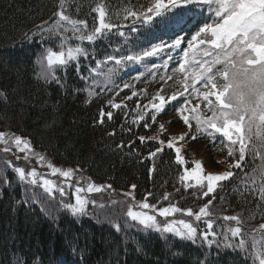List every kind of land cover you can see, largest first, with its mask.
<instances>
[{"label": "trees", "instance_id": "16d2710c", "mask_svg": "<svg viewBox=\"0 0 264 264\" xmlns=\"http://www.w3.org/2000/svg\"><path fill=\"white\" fill-rule=\"evenodd\" d=\"M150 3L151 0H66V13L72 19L85 20L89 30L94 23L98 26V13L93 11L98 4L105 6L107 16L118 26V30L114 28L89 42L81 41L70 25H64L59 34L51 38L46 32L41 35L36 31L37 26L45 22L50 25L56 22L58 18L54 13L60 10L59 0H0V127L28 138L36 149L56 162L66 167H80L94 180L109 182L116 190L124 191L136 185L135 195L139 200L147 197L152 202L164 201L163 194L179 186L180 191L171 199L181 208L198 211L210 196L203 197L197 189H182L179 176L183 168L175 163L174 151L165 148L150 159L149 147L141 144L138 136L158 135L167 143L175 135L177 139L184 135L181 143L188 168L192 167V148L202 147L216 168L220 167L214 159L217 155L221 156L223 164L232 165L238 160V150L229 157L228 142L217 138L219 134L210 137L206 132H197L192 119L191 127L183 123L176 109L184 104L185 97L170 101L164 111L156 114L155 122L150 119L153 110L143 107L161 89L166 97L183 90L176 82L179 73L166 82L160 76L172 75L191 35L204 23L216 21L212 8L215 6L201 4L177 16L167 15V23L154 18V23H136L135 28L131 19L127 22L121 19L125 8L143 6L146 9ZM177 19L180 20L178 25ZM121 32L125 35L121 36ZM177 35L182 40L181 48L145 58L140 64L121 66L112 77L115 90L112 83L93 71L97 64L113 67L107 60L110 55L119 58L121 54L142 52L161 42L169 44ZM77 46L85 48L88 55L70 61L66 67L48 69L51 75L47 78L41 76L39 62L45 50L65 52ZM169 56L173 59L167 68L157 70L153 79L149 74L151 66L163 65ZM141 73L140 80L134 79ZM124 83L131 88L116 95ZM132 91L137 92V96L129 100L127 97ZM110 99L121 104L123 112L110 108ZM137 104L141 107L137 108ZM196 104H200L202 114L211 115L204 101H192L188 109ZM188 109L183 114L191 117L193 114ZM101 110L112 111L113 119L105 116V122L100 123ZM140 111L148 112L147 120L152 127L145 129L136 124L130 131L125 125L131 126ZM255 140L254 135L247 147L251 148ZM133 141L135 144L129 148ZM119 145L125 146L120 148ZM261 154L264 149L256 153L246 150L241 168H232L233 177L213 194L215 200L211 206L217 234L240 226L244 235L234 239L243 238L254 248L246 251L208 248L199 239L195 243L181 240L171 233L145 230L133 222L129 227L120 225V230L116 231L109 220L100 219L98 214L76 219L65 212L47 213L41 210L35 193L8 171L7 176L13 183L0 187V264H253L250 253L264 250V232L259 229V225L264 224V202L258 199L256 192L264 183ZM149 192L153 196H147ZM227 215L240 217L241 223L223 220ZM204 228L200 223L199 231L203 232Z\"/></svg>", "mask_w": 264, "mask_h": 264}, {"label": "snow or ice", "instance_id": "6c2138e0", "mask_svg": "<svg viewBox=\"0 0 264 264\" xmlns=\"http://www.w3.org/2000/svg\"><path fill=\"white\" fill-rule=\"evenodd\" d=\"M205 4L209 7L215 6L214 15L216 21L214 23H204L203 26L198 28L195 34L191 35L187 42V48L182 49L183 55L177 68L172 69V75L167 73L160 76L162 81L172 80L176 78L177 73L183 74V79L176 78V82L182 87V91L172 93L166 97L163 89L157 91L149 104L144 105V109L150 108L152 111L151 121L157 120L158 113L165 110L166 105L170 101H177V97H186L184 104L179 109H176L180 114L185 125H190V119L195 121L197 132H206L208 136L219 134L217 138L226 140L228 142V154L232 157L237 150L234 146L239 144V157L234 165H229V168L235 167L241 168V161L245 160L246 150L251 153H256L259 149H264V146L252 145L251 148L247 147V142L253 140L255 137L264 135V96L260 97L257 101V107L260 109L258 120L259 124L255 128L248 126L246 116L239 118H233L231 113L227 109L231 108V105L226 103L225 97L228 94V88L230 86L221 87V81H226L228 78L227 67L233 62V58L237 55H241L245 58V62L249 65H261L264 64V0H151V3L145 9L141 6L139 9L136 6L127 7L124 10V15L121 17L124 22L129 19L133 21L132 27L135 28L136 23L152 24L155 22L154 18H160L162 23H167L165 19L167 15L177 16L178 13L192 11L195 7ZM60 10L54 13V16L58 19L51 25L49 22H45L42 25L37 26L36 31L41 33H48L49 38L53 35H58L59 31L64 28V25H70L71 30L77 34L78 38L83 41L87 40L93 42L98 38L103 37L107 32H111L114 28L118 30V26L111 22V19L106 14L105 6L97 5L93 11L98 13V26H95L89 30L87 22L85 20L72 19L70 15L66 13V0H59ZM175 23L180 24V20L177 19ZM199 23V22H198ZM183 31V28L180 29ZM121 36L125 34L119 33ZM182 40L177 35L171 43L165 44L161 42L159 44L152 45L150 49L143 50L134 54H121L119 58L115 55L107 57L109 62H112L113 67H108L106 63L97 64L93 70L97 76H102L105 81L113 84L114 90L116 86L112 77L115 75L118 69L125 64H140L145 61V58L153 56H159L162 52H170L172 49L181 48ZM202 46V47H201ZM63 47V44L61 45ZM88 52L83 47H74L68 49L67 53L63 51H54L48 49L46 52V69L45 76L51 75L48 69L53 66L66 67L70 61H75L79 57L87 56ZM173 57L169 56L168 60L164 61L163 65L151 66L149 74L155 79V73L161 67L167 68L169 61ZM143 73L137 75L134 79L140 80ZM96 77L94 76L93 79ZM58 84L60 80L52 76ZM199 85V86H198ZM201 87L206 89L201 91ZM131 85L124 83L122 87L116 91V95L120 94L123 89H129ZM189 89L191 92L189 93ZM146 94V93H142ZM91 96V91L89 92ZM137 96V92L132 91L131 96L127 99L131 100ZM191 97H195L198 100L205 102L207 111L211 113L210 116L202 114L200 104H196L188 109V105L191 103ZM158 101V102H153ZM108 104L112 109H119L123 112L121 104L115 103L113 100H109ZM140 108V104L136 105ZM172 107H175L172 105ZM188 109L193 114L184 115L185 110ZM105 116L108 120L113 119V112L101 110L99 113V122H105ZM148 112L140 111L137 113V120L133 121L131 126L125 125L131 128L136 124H140L145 129H150L152 124L147 120ZM160 129H164V125H160ZM255 129V132H253ZM136 133L133 132V135ZM115 135V133H110ZM185 137L181 135L180 140ZM176 137L165 142V139H160L159 136H143L139 135L138 140L145 147H149L148 157L155 158L158 154L168 150L175 152V163L178 166L186 164L184 157L181 155V148L175 147L173 141ZM0 142L4 143L3 152L4 156H0V165H3V171H0V187L5 185L11 186L13 181L7 176V172L11 171L20 183H25L29 186H42L46 195L51 198H55L56 194H59L62 198L66 194V188L56 181L46 178L44 173H38L35 167H29L27 161L31 157L25 155H16L14 160L5 159L13 153L12 144L16 149H19L21 153L31 152V146L28 141L22 139L20 136H13L11 140L6 139L3 134H0ZM148 142H153L151 145ZM135 144L133 141L128 145L131 148ZM159 146H156V145ZM125 145H119L123 148ZM37 156V163L43 164L45 157L43 155L35 154ZM264 161V154L260 156ZM47 168L50 169L52 176H59L65 181L71 180L76 175L78 170L67 168L66 170L61 167H56L52 163H47ZM201 163L196 162L195 166L191 170H184L183 174L179 176L181 182L188 180H195L197 190L203 197H209L214 192L217 183L233 177L232 170L225 171L222 174H200ZM151 171V169H150ZM255 172V170H254ZM38 177H45L38 180ZM79 179H84L80 176ZM261 180L264 181V165L261 167ZM206 182V184H205ZM68 187H72L69 183ZM184 189L194 187L190 183L183 184ZM106 189H111V185L103 186L97 185L94 182L88 181L85 185H80L77 182L75 186L74 197L63 204V207L68 210L73 216L86 215L87 207L89 203H95L90 199L87 194L101 193ZM132 191L124 193V196L134 201V191L136 185H131ZM180 191V189H177ZM258 199L264 202V183H262L258 189H256ZM147 196H153L151 192L147 193ZM163 200L169 201L170 195L163 194ZM215 196L207 199L203 206H200L198 211H194L193 208H181L175 204L169 203L168 206H158L149 203L147 197L139 203V208L148 211H134L132 207L127 210V217L131 221L138 222L144 229H154L157 232L174 234L181 240H187L195 243L198 239L203 245L208 248H224L232 250L246 251L248 248H254V245L246 244V241L241 238L235 240L234 238L242 237L241 227H229L226 232L217 234L214 228L213 213L211 212V206ZM74 201V202H73ZM103 206V205H101ZM152 214H149V213ZM180 213L182 217L179 219L168 220L169 217H173L175 214ZM158 217L165 218L163 224ZM226 221H235L237 225L241 223V218L236 215H227L222 217ZM200 223L205 225L203 232L199 231ZM259 229L264 232V224L259 225ZM115 230H120V225H115ZM253 264H264V250L259 252L250 253Z\"/></svg>", "mask_w": 264, "mask_h": 264}, {"label": "rangeland", "instance_id": "374dc122", "mask_svg": "<svg viewBox=\"0 0 264 264\" xmlns=\"http://www.w3.org/2000/svg\"><path fill=\"white\" fill-rule=\"evenodd\" d=\"M208 6V5H207ZM215 9V7H212ZM202 47V46H201ZM44 57L40 60L39 62V71L41 76H45V69H46V64H47V59H46V52L43 54ZM54 67V66H53ZM178 79H183V74L179 73ZM199 86V85H198ZM206 89H203L201 87V91H205ZM191 92V89H189V93ZM188 96V94L185 95V98ZM195 101L197 103H199L202 100H198L195 97H191V102ZM0 134H3L6 139L11 140V138L13 136V134H10V132H8L5 128L0 127ZM176 137L177 136H173ZM176 139L173 141V143L175 144V147H180L181 148V155L184 157L183 154V144L181 143V140L178 138L177 141ZM25 140V139H24ZM178 142V143H177ZM4 143L0 142V155L4 156V152H3V147H4ZM31 146V145H30ZM237 147V150L239 149V144L235 145ZM234 146V147H235ZM11 147L13 148V153L5 156V159H9V160H14L16 155H20V156H29L31 157V159L29 161H27V163L29 164V167H35L38 171V173H44L46 178L52 179L54 181H56L57 183L61 184L62 186H64L66 188V194L65 196L62 198L59 194H56L55 196H57L60 200H61V205L63 207V204L67 201H69L71 198L74 197L75 194V186L77 184V182H79L80 185H85L88 181L94 182L97 185H103V186H107V185H111V183L109 182H98L96 180H94L92 177H90L86 171H84L82 168L80 167H66L65 165L56 162L54 159H52L51 157L47 156L46 154L39 152L35 149H32L31 152H27V153H21L19 151V149L15 148V145L12 144ZM201 148V149H200ZM199 149L197 148H192L193 152H194V157L191 160V162L193 163L192 167L195 166L196 162H200L201 163V169H200V174L201 175H207V174H222L225 171H229L232 170V168H229V164H223V159L221 158V156L217 155L215 157V161L217 162V164H221V167L216 168L213 167L211 165L210 160L208 159V157L205 156V154L203 153L202 155H200V153L202 152V147H200ZM174 151V149H173ZM237 153H239V151H237ZM35 154H39V155H43L45 157V162L43 164H39L37 163V156ZM185 159V158H184ZM186 161V160H185ZM47 163H52L54 166L56 167H61L63 169H67V168H72L74 170H78L76 172V175L71 178V180L69 181H65L63 178L59 177V176H52L50 169L47 168ZM192 167H186V164L182 166L183 168V172L184 170H191ZM182 172V174H183ZM80 176H83L84 179H79ZM45 177H38V180L45 178ZM231 178H229L230 180ZM228 180L225 181H221L217 183V186L214 190L213 193H211L209 196L212 197L213 194L218 190V188L220 187V185L224 182H227ZM27 184V182H25ZM71 184L72 187H68V184ZM184 183H190L192 184L194 187L189 188V189H185V190H196L198 188V186H196V181L195 180H188L186 182H181L180 181V186L182 189H184L183 184ZM206 184V182H205ZM38 188H41L43 190L42 186H36ZM129 191H132L131 187L127 190H116L112 188L111 185V189H106L104 191H102L101 193H91V194H87L90 199L94 200L95 203H89L88 207H87V213H88V209H91V211H93L96 215L98 214V216H100V219L102 220H109L108 223H110L112 225V227L115 229V225L119 224L122 225L123 221L120 219L121 216L115 215V211H114V207H117L120 210H124L127 212L129 207H132L134 211H148V210H143L139 208V203L141 202L139 199L136 198L135 195V191H134V201L131 200L130 198L124 196V193H127ZM45 194V192H42ZM109 193H111L110 195H108ZM177 193V190L176 192ZM46 195V194H45ZM48 196V195H46ZM114 197V198H113ZM112 200V201H109ZM108 201L110 204H113V206H108ZM74 202V201H73ZM150 202V201H148ZM49 204V208H56L52 203H48ZM103 205V206H101ZM64 208V207H63ZM65 209V208H64ZM66 210V209H65ZM69 214H71L68 210H66ZM149 214H152L151 212ZM72 215V214H71ZM83 215H76L74 217H82ZM92 217H95L92 215ZM162 218V217H161ZM120 219V220H119ZM163 221L165 218H162ZM171 219H175V217H169L168 220ZM130 222V221H127ZM231 223H234L235 221H230ZM135 224L139 225L138 222H134ZM127 226H130L129 224H127ZM141 226V225H139ZM143 227V226H141Z\"/></svg>", "mask_w": 264, "mask_h": 264}, {"label": "clouds", "instance_id": "9594fccd", "mask_svg": "<svg viewBox=\"0 0 264 264\" xmlns=\"http://www.w3.org/2000/svg\"><path fill=\"white\" fill-rule=\"evenodd\" d=\"M227 71V80L221 81V87L230 86L225 97L231 105L227 111L233 118L246 116L248 126L255 128L260 123L257 101L264 96V64L249 65L243 56L237 55ZM254 145L264 146V135L256 137Z\"/></svg>", "mask_w": 264, "mask_h": 264}]
</instances>
